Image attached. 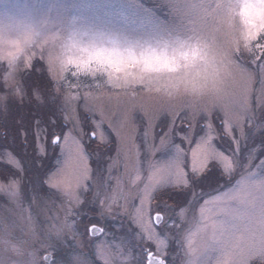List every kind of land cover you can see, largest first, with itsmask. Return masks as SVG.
I'll return each instance as SVG.
<instances>
[{"label":"snow or ice","instance_id":"1","mask_svg":"<svg viewBox=\"0 0 264 264\" xmlns=\"http://www.w3.org/2000/svg\"><path fill=\"white\" fill-rule=\"evenodd\" d=\"M220 2L192 0L189 11L172 35L162 33L134 41L117 38L106 42L95 41L79 48L78 59L61 61V67L68 69L74 77L99 79L105 76L116 87L137 83L151 88L155 84V91L171 96L183 84L186 91L201 92L211 76L210 61L201 37L214 23L208 13ZM226 2L231 16L240 17L243 24L233 50L238 69L237 60L248 63L241 59L244 55L251 56L253 60L257 53L264 57V0ZM32 43L20 34L0 32V46L12 45L17 50L5 55L0 47V61H6L12 68L20 58L17 53H22ZM25 64H30V57L25 59ZM130 69L135 71L130 72ZM248 79H252L251 74ZM33 92L37 100L33 108L19 111L18 119L14 116L11 124L0 122V126L7 129L0 132V153L8 156L11 152L12 156V162L0 161L11 170L0 180V191L18 197L26 183H31L32 191L37 194L46 186L47 196H39L41 202L51 201L55 206L59 200L67 205L63 218L54 216L48 220L49 228L45 232L53 243L49 245L51 251L45 249L42 264H178V260L179 264H200V261L190 258L196 251L193 236L209 228L213 239L223 229L221 255L215 264H264V181L259 184L258 195L237 193L242 183L237 170L246 173L250 167H255L254 164L246 167V164L264 151V104L259 109L253 108L249 102V89L233 91L214 106L221 113L218 123L223 138L229 141L227 148L219 147L221 134L217 133L207 110L202 113L201 134L194 141L181 136L182 141L195 145L189 149L190 165L187 163L189 152L174 141L166 143L167 133L160 137V150H166L170 158L162 163L150 162L152 173L148 176L149 184L138 197L139 203H133L130 212L124 208L122 219L119 214L117 217L111 215L115 201L107 195L103 176L98 188L95 185L90 188L88 170L82 175L71 164L69 140L76 145L78 155L83 156L85 151L77 139L80 130L76 122L73 121L69 128L65 109L55 100L45 103L39 86ZM16 95L23 96L19 87ZM5 99L0 96V108L4 106ZM235 110L242 116L233 122L230 117ZM257 134L262 137L259 145L254 143ZM87 135L89 139L106 142L103 134L99 137L96 132ZM250 139L253 144L245 151ZM56 150H59L56 163L48 167L49 152ZM260 167L264 170V164ZM28 172L33 173L31 180L25 175ZM220 181L224 184L221 185ZM206 189L209 196L230 190L227 196L231 199L212 208L210 211L215 213L212 216L205 217L206 209L201 207V220L207 222L193 229L178 213L185 208L191 210L197 196L207 204L209 201L201 195ZM90 191L92 196L88 199ZM161 192L169 196L175 192L181 199L175 205L162 201L153 206L152 201ZM245 204L250 205L247 214L243 212ZM92 205H100V211L93 212ZM229 217L239 219L240 225H233L230 229ZM97 234L106 236L107 241L98 244L95 239ZM89 236L94 237L88 240L91 245L89 251H80L78 237L87 240ZM117 240L122 248L115 244ZM147 244L157 249L155 254ZM204 246H208L207 242ZM169 256L178 260H169Z\"/></svg>","mask_w":264,"mask_h":264},{"label":"rangeland","instance_id":"2","mask_svg":"<svg viewBox=\"0 0 264 264\" xmlns=\"http://www.w3.org/2000/svg\"><path fill=\"white\" fill-rule=\"evenodd\" d=\"M191 2L192 0H0V32L20 34L23 39L33 41L22 53H17L20 58L12 68H9L6 61H0V96L6 97L4 106L0 108V122L11 124L14 116L18 119L19 111L13 106V102L33 100L37 103L33 90L39 85L24 84L23 75L33 69L36 62L42 63L47 77L51 83L54 82L52 86L55 95L53 98L47 96L39 86L41 99L45 103L55 100L65 109L69 128L75 121L80 130L77 139L84 146V155H78L76 145L69 140L71 164L82 175L88 170L91 176L90 188L92 185L98 188L103 176L107 195L115 201L111 213L114 217L119 214L122 219L124 208L130 212L133 203H139L138 197L149 184L148 176L152 173L150 162L162 163L170 158L166 150H160V137L164 133L168 134L166 143L174 141L189 152L195 145L182 141L181 136L194 141L201 134L202 113L207 110L217 133L221 134L219 147L227 148L229 141L223 138L218 123L221 113L214 106L220 104L226 95L245 88L250 90L249 102L253 108L259 109L264 104V57L257 53L253 60L251 56L244 55L241 59L248 63L237 60L239 68H236L233 50L243 24L240 17L231 16L226 0H221L208 13L214 23L201 37L210 61L211 73L207 87L201 92L186 91L181 84L176 94L169 96L155 91V84L151 88L137 83L128 87H116L105 76L95 80L91 78L93 82L87 85L77 81L85 77H74L68 69L61 67V61L78 59L79 48L95 41L106 42L111 38L134 41L162 33L172 35L189 11ZM0 47L5 55L10 51H17L12 45ZM29 57L30 64L26 66L25 59ZM40 69L39 65L38 70ZM249 74L252 76L251 80L248 79ZM18 87L23 92L22 97L16 95ZM32 104L22 110L33 108L35 105ZM241 116L242 113L235 110L230 120L235 122ZM93 124L100 126L93 127ZM6 130L0 126V132ZM91 132H96L98 137L103 134L106 142L89 139L87 134ZM261 138L257 134L254 143L259 145ZM252 144L253 141L248 140L245 151ZM58 155L59 150L49 152L48 167L55 165ZM180 159L184 160V157ZM5 160L12 162L11 152L8 156L0 153V161ZM187 163H191L190 152ZM253 164L255 167H250ZM261 164H264V151L246 164V167H250L249 171L244 173L237 170L242 180L237 193L258 195L259 184L264 181ZM10 172V169L0 163V180ZM25 175L31 180L33 173ZM220 183L223 185L224 181ZM227 191L230 190L209 196L206 189L201 195L209 201L207 204L197 196L191 210L185 208L178 215L182 220L188 221L189 227L195 229L200 223L207 222L201 220L200 208L206 209L205 217L215 215L210 210L231 199L227 196ZM39 196H47L46 186L37 194L32 191L31 183H26L18 197L0 191V264H42L45 249L51 251L49 245L53 241L45 232L49 228L48 220L54 216L63 218L67 205L57 200L53 206L51 201L41 202ZM91 196L92 191L88 193V199ZM178 199L181 198L175 192L171 196L161 192L156 195L152 204L155 206L164 201L175 205ZM249 207V204L244 205V214L248 213ZM100 208V205L91 206L93 212H99ZM228 220L230 229L241 223L239 219L232 217ZM222 234L223 229L213 239L211 228L194 234L193 248L196 251L190 258L200 261V264H215V260L221 255ZM93 238L89 236L85 240L84 237H78L80 251L88 252L91 247L88 240ZM95 239L98 244H102L108 238L100 234ZM205 242L207 247L204 246ZM115 244L122 248L119 240ZM146 246L156 253L157 249L151 244ZM172 259L178 260L177 257L169 256V260Z\"/></svg>","mask_w":264,"mask_h":264},{"label":"trees","instance_id":"3","mask_svg":"<svg viewBox=\"0 0 264 264\" xmlns=\"http://www.w3.org/2000/svg\"><path fill=\"white\" fill-rule=\"evenodd\" d=\"M39 65L41 66L40 71L38 70ZM95 80V78H92ZM91 78H83V79H77L78 82H81L83 84L89 85L91 82H93ZM23 82L24 84L31 85L33 83H37L42 89H44V93L53 98L55 95L53 92V86L54 85L51 80L47 77L46 70L44 69V66L40 62H36L33 66V69H29L27 73H24L23 75ZM33 103V104H32ZM36 105L35 101L19 103L18 101L13 102V106L16 108L17 111H21L22 108H26L28 105Z\"/></svg>","mask_w":264,"mask_h":264},{"label":"water","instance_id":"4","mask_svg":"<svg viewBox=\"0 0 264 264\" xmlns=\"http://www.w3.org/2000/svg\"><path fill=\"white\" fill-rule=\"evenodd\" d=\"M97 235H100V234H97ZM154 253V252H153Z\"/></svg>","mask_w":264,"mask_h":264}]
</instances>
